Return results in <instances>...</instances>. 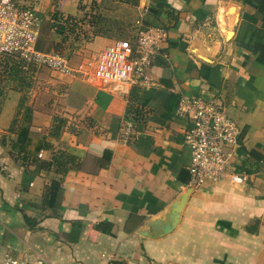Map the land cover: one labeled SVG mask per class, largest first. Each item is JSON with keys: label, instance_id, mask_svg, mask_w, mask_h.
Returning a JSON list of instances; mask_svg holds the SVG:
<instances>
[{"label": "crops", "instance_id": "crops-1", "mask_svg": "<svg viewBox=\"0 0 264 264\" xmlns=\"http://www.w3.org/2000/svg\"><path fill=\"white\" fill-rule=\"evenodd\" d=\"M20 1L42 16V40L63 43L80 24L69 59L89 72L119 24L124 39L139 26L168 36L148 81L105 84L37 66L22 82L0 74V261L264 264V0ZM196 96L238 123L231 169L248 177L193 187L163 233L158 224L191 182V120L177 107ZM127 120L137 135L124 142ZM60 152L75 157L66 171L46 165ZM53 180L62 189L50 202Z\"/></svg>", "mask_w": 264, "mask_h": 264}, {"label": "built area", "instance_id": "built-area-1", "mask_svg": "<svg viewBox=\"0 0 264 264\" xmlns=\"http://www.w3.org/2000/svg\"><path fill=\"white\" fill-rule=\"evenodd\" d=\"M43 18L38 11L20 0H0V56H12L24 70L31 66L47 67L66 75L83 76L105 84L130 85L148 81V69L167 38L161 27H138L134 39H117L100 52L93 71L74 67L70 59L58 50L38 48ZM178 113L190 118L185 141L191 149L190 187L200 186L206 179L215 182L229 177L243 183L246 174L231 169L240 127L224 106L202 96L180 98ZM136 124L127 120L120 132L124 142L136 138ZM29 256L6 254L0 264H43Z\"/></svg>", "mask_w": 264, "mask_h": 264}, {"label": "trees", "instance_id": "trees-1", "mask_svg": "<svg viewBox=\"0 0 264 264\" xmlns=\"http://www.w3.org/2000/svg\"><path fill=\"white\" fill-rule=\"evenodd\" d=\"M124 1L130 2L133 4H138L139 2V0H124ZM68 27L69 29H73L72 24H70ZM46 42L47 40H42V38H39L38 44H37L38 48L48 51L50 48L53 47L54 50H58L61 52L62 42H54V41H49V40L47 43ZM7 57H9L12 62L10 63V67H7L8 68L7 76L11 79L19 78L18 77L20 75L19 72L24 70L22 68V64L20 63V61H18L17 59H14L12 56H7ZM29 140H30L29 130L28 128H25L23 131L19 133L18 141L24 145ZM74 160H75V157L72 156L71 154H68L66 152H60L59 154H56L54 156L53 162L51 163L49 162L46 165H51L54 163L57 166L58 171H66V168L69 165V163L73 164ZM61 189L62 188H61L60 182L58 180H53V182L50 184V186L48 187L46 191V195L49 196L50 202L55 201V199H57V196L59 197ZM25 217H26V220L30 223L31 218L27 215H25Z\"/></svg>", "mask_w": 264, "mask_h": 264}, {"label": "rangeland", "instance_id": "rangeland-1", "mask_svg": "<svg viewBox=\"0 0 264 264\" xmlns=\"http://www.w3.org/2000/svg\"><path fill=\"white\" fill-rule=\"evenodd\" d=\"M115 12L113 13L112 16H115L114 15ZM109 16V15H108ZM118 16H120V13L118 14ZM76 25V26H75ZM72 26L73 28H77L80 26V24L78 22H73L72 23ZM120 27V24L117 25V28H116V32L118 33V37L120 38H116L117 39H124L123 37L121 38V28ZM76 29V31H71V37L70 36H67L66 38L64 37V40H63V43H62V46H61V52L64 53L65 55H67L69 58L70 56L74 55V53H72L73 49L78 46V43L82 40V34L78 32V30ZM46 40V39H45ZM48 42V40H47ZM46 42V43H47ZM10 63L11 62V59L7 56H0V74L3 75V74H7V70L8 68L7 67H10ZM20 74V72H19ZM19 77V81H24L23 77H20V75L18 76Z\"/></svg>", "mask_w": 264, "mask_h": 264}, {"label": "water", "instance_id": "water-1", "mask_svg": "<svg viewBox=\"0 0 264 264\" xmlns=\"http://www.w3.org/2000/svg\"><path fill=\"white\" fill-rule=\"evenodd\" d=\"M193 190V187H190L182 196L181 198L176 201V203L173 205L169 215H168V220H166L165 222H161L158 224V226L160 227L161 231H163V233H167L169 231H171L174 227H176V225L178 224L179 220H180V216H181V212L186 204V201L188 199V196L190 194V192ZM157 222H154V224H156Z\"/></svg>", "mask_w": 264, "mask_h": 264}]
</instances>
